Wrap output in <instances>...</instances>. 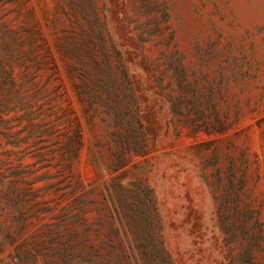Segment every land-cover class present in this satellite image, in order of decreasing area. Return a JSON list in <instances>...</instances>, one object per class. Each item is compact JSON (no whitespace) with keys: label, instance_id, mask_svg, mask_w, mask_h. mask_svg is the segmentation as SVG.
Here are the masks:
<instances>
[{"label":"rangeland","instance_id":"374dc122","mask_svg":"<svg viewBox=\"0 0 264 264\" xmlns=\"http://www.w3.org/2000/svg\"><path fill=\"white\" fill-rule=\"evenodd\" d=\"M0 264H264V0H0Z\"/></svg>","mask_w":264,"mask_h":264}]
</instances>
